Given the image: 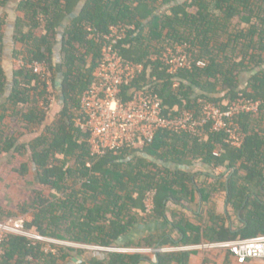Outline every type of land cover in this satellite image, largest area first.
<instances>
[{
  "label": "trees",
  "instance_id": "trees-1",
  "mask_svg": "<svg viewBox=\"0 0 264 264\" xmlns=\"http://www.w3.org/2000/svg\"><path fill=\"white\" fill-rule=\"evenodd\" d=\"M19 9L24 17L14 41L23 48L15 50L18 63L11 93L0 105V155L11 154L13 161L27 158L29 163H22L17 173L26 177L32 168L36 181L55 193L44 198L35 191L28 232L107 249L94 251L80 264H188L197 252H154L153 258L116 250L264 236V70H259L264 63V0H22ZM112 25L136 27L120 48L127 60L144 64L133 87H147L156 94L164 117L172 119L185 110L198 113L201 99L223 108L237 98L262 100L258 116L240 117L247 134L244 145L227 146L223 133L197 139L159 131L140 150L93 158L90 134L77 126L76 118L102 60L100 44L89 38ZM185 43L206 62L203 69L175 75L153 60L166 46ZM0 45L3 54L1 37ZM43 61L55 75L54 86L56 66L61 70L59 88L66 96L58 97L51 124H46V85L29 67ZM7 84L1 59L0 95ZM8 119H19L25 132H7ZM196 165L211 172L193 173ZM217 170L223 172L216 175ZM149 192H155L152 214L145 205ZM221 195L225 214H219L216 203ZM28 211L24 207L22 213ZM11 217L0 214V221ZM161 221L166 226L156 230ZM46 246L11 237L2 264H75L74 254H88L59 244L46 253ZM231 259L228 253L225 264Z\"/></svg>",
  "mask_w": 264,
  "mask_h": 264
},
{
  "label": "built area",
  "instance_id": "built-area-1",
  "mask_svg": "<svg viewBox=\"0 0 264 264\" xmlns=\"http://www.w3.org/2000/svg\"><path fill=\"white\" fill-rule=\"evenodd\" d=\"M135 26L112 25L107 32L95 31L89 39L100 44L102 60L98 65L94 84L88 88L81 102L77 126L89 132L90 152L93 158H101L111 152L119 155L126 150H140L151 144L159 131L174 134H187L203 139L212 133H223L224 143L233 148L244 145L247 134L240 122L242 115L258 116L263 101L253 98H237L226 108L217 103L199 100L198 113L182 111L178 116L168 119L163 116V108L156 94L147 87H133L134 82L144 72L142 63L127 60L120 44L128 38ZM2 49L0 46V64ZM167 68L170 74L180 71L192 72L203 69L206 62L199 60L192 52L190 44L168 45L153 56ZM33 74L46 85L48 92L47 111L56 103L53 90L54 74L46 62H33L30 66ZM216 156L218 154H215ZM155 192L146 195L147 213L152 214ZM28 237L46 243V253L52 244L66 245V242L54 238L32 235L26 229V220L12 218L0 222V264L5 255L4 246L11 237ZM225 250L234 259L235 264L264 262V236L237 239L231 242L203 243L188 247H167L151 252H202ZM128 253H142L145 250H116Z\"/></svg>",
  "mask_w": 264,
  "mask_h": 264
},
{
  "label": "rangeland",
  "instance_id": "rangeland-1",
  "mask_svg": "<svg viewBox=\"0 0 264 264\" xmlns=\"http://www.w3.org/2000/svg\"><path fill=\"white\" fill-rule=\"evenodd\" d=\"M235 24L238 25V22L236 21ZM241 27H243V26H241ZM54 78H55V75H54ZM245 79H246V74H245ZM57 82L58 81H56V83ZM176 86H177V84H175L174 87H176ZM53 92L56 95V103L50 111H47V114L49 115V119L47 120L46 124H51L53 121H55V119H56L55 111H56L57 106L60 103L58 97H61V95H62V92H61L59 86H57V85L55 86ZM6 123L8 126L7 132H11L13 130H16L17 132L18 131L23 132V133L25 132V127L23 124L20 123L19 119L15 120V121L8 119L6 121ZM43 132H44V129L41 130L40 134H42ZM38 135H36V137ZM33 138H35V137H33ZM33 138L31 137V139H33ZM24 162L29 163L27 158L19 157L13 161L11 154L8 155L7 157H2L0 155V214H4V215L12 214V217L9 219L23 218L26 220V222H30L34 218V214H35V210L30 208L34 203V199L36 196L35 191L41 193V195L44 198H46V197L52 198V196L55 193H53V191L49 187L41 186L36 181L34 171L32 170V168H30V172L26 177H21L17 173V169H19L21 164ZM222 172H223V170H217L215 174L219 175ZM77 186L79 187V184H77ZM220 200H222V198H220V197L217 198L216 203L218 205L219 210H221L225 214L226 207L224 205H221L222 207H220V204L218 203ZM24 207L29 208V211L27 214L22 213V210ZM8 220H6V221H8ZM192 220H193V222H196V219H192ZM0 222H5V221H0ZM143 235H145V233ZM26 238L30 239V240H34L33 238H28V237H26ZM48 238H50V237H48ZM34 241H36V240H34ZM60 241H62V240H60ZM64 242H66V245H64V246H70L71 248H74V249L80 250V251L81 250L87 251L88 254H85V255L84 254L83 255H77V254L73 255L74 256L73 261L76 260V261H74L75 264H80L83 260H85V258H87V259L91 258L92 253H94V251H102V250L106 251L107 250V249H103L100 247H91V246L73 244V242H69V241H64ZM46 247H48V245ZM131 250H137V249H131ZM141 250H145L141 254H145V255H149V256L153 257L154 252H151L150 251L151 249H141ZM108 251H112V249H109ZM153 251H155V250H153ZM202 252H205V251H202ZM212 252L216 253V256L222 255L223 258H226V256L228 255V253L225 250H212ZM134 253H136V252H134ZM233 261H234V259L232 258L231 264L233 263Z\"/></svg>",
  "mask_w": 264,
  "mask_h": 264
},
{
  "label": "crops",
  "instance_id": "crops-1",
  "mask_svg": "<svg viewBox=\"0 0 264 264\" xmlns=\"http://www.w3.org/2000/svg\"><path fill=\"white\" fill-rule=\"evenodd\" d=\"M22 0H0V37L2 39V46H3V54H2V66L5 73V76L8 79L7 89L6 93L3 95H0V105L5 102L9 94L11 93V85L13 81V74H14V64L18 63L17 60L13 58L15 50H22L23 46L21 44L15 45V35L16 30L18 27V21L24 17L23 13L20 11L19 6ZM61 31V30H60ZM43 32L39 31L36 33V36L38 38L42 37ZM1 46V45H0ZM263 59H264V51L261 52ZM23 57H21L22 59ZM20 59V63H23ZM59 59L57 62L59 63ZM258 69V68H257ZM259 70H264V63L259 67ZM56 73H57V83L56 85L59 86L61 83V75L62 72L60 69H58V66H56ZM54 74V73H53ZM250 74L246 73V85L247 80L249 79ZM245 85V84H244ZM264 123V121H263ZM193 173L196 174H206L211 172L210 170L206 169L202 165H196L193 169H191ZM243 174L245 172L243 171ZM200 180H204V178H200ZM222 200H220L218 203L225 206V200L224 195H221ZM224 202V203H223ZM219 214H224L221 210L218 208ZM165 222L161 221L157 226L155 225V229H160L161 227L164 228ZM153 229H149V233H151ZM147 233H145L146 235ZM188 264H225V258H223L222 255L216 256V253L212 251H205V252H197L194 255H191L189 257ZM231 264V263H230ZM232 264H235L233 261ZM249 264H264V262H252Z\"/></svg>",
  "mask_w": 264,
  "mask_h": 264
},
{
  "label": "water",
  "instance_id": "water-1",
  "mask_svg": "<svg viewBox=\"0 0 264 264\" xmlns=\"http://www.w3.org/2000/svg\"><path fill=\"white\" fill-rule=\"evenodd\" d=\"M62 97H63L64 100L66 99V96H63V95H62ZM74 261H76V260H74Z\"/></svg>",
  "mask_w": 264,
  "mask_h": 264
}]
</instances>
